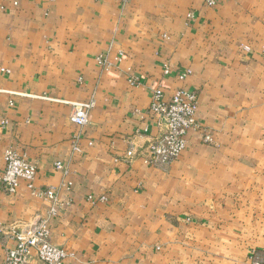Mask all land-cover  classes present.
<instances>
[{
  "label": "crops",
  "instance_id": "crops-1",
  "mask_svg": "<svg viewBox=\"0 0 264 264\" xmlns=\"http://www.w3.org/2000/svg\"><path fill=\"white\" fill-rule=\"evenodd\" d=\"M159 85L197 94L202 131L151 167ZM91 101L78 126L72 104ZM8 149L57 203L25 182L0 192V263L52 209L64 264L264 261V0H0V175Z\"/></svg>",
  "mask_w": 264,
  "mask_h": 264
},
{
  "label": "built area",
  "instance_id": "built-area-1",
  "mask_svg": "<svg viewBox=\"0 0 264 264\" xmlns=\"http://www.w3.org/2000/svg\"><path fill=\"white\" fill-rule=\"evenodd\" d=\"M128 2L130 0H122ZM221 0H205L209 7H216ZM98 63L108 71L113 64L104 56L97 58ZM169 67L165 68L164 74L168 75ZM191 74L190 71L179 75L181 81H185ZM135 84V80H130ZM152 101L149 112L156 118L162 129L160 137L152 141L146 148L144 162L151 167H160L177 161L186 149L187 134L191 131H202L197 120L198 96L195 92L185 88H179L174 95L166 100L164 87L159 85L153 89ZM95 103H73L72 121L78 126L85 127L89 124V114ZM4 125L7 121L3 122ZM206 142L211 141L209 135H205ZM129 158L134 156L131 150L127 153ZM5 169L0 175V192L15 194L21 182H25L29 189L35 194L50 200L54 205L57 203L56 190L51 188L38 192L34 183L38 176L37 168L30 164L27 158L18 151L8 149L5 153ZM60 163L56 169H61ZM55 214L52 209L50 216L46 219H38L27 225L24 229L14 234L15 246L6 251L4 261L0 264H31L32 259H37L41 264H64L71 255L65 248L55 246L51 242L50 219ZM3 228L0 227V233ZM251 264H264L251 257Z\"/></svg>",
  "mask_w": 264,
  "mask_h": 264
}]
</instances>
